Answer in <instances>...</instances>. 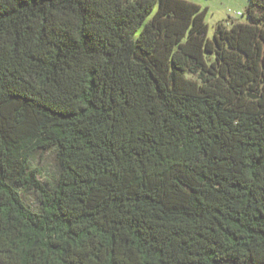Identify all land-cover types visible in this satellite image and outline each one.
I'll return each mask as SVG.
<instances>
[{"label":"trees","instance_id":"16d2710c","mask_svg":"<svg viewBox=\"0 0 264 264\" xmlns=\"http://www.w3.org/2000/svg\"><path fill=\"white\" fill-rule=\"evenodd\" d=\"M204 13L0 0V264H264V0Z\"/></svg>","mask_w":264,"mask_h":264},{"label":"rangeland","instance_id":"374dc122","mask_svg":"<svg viewBox=\"0 0 264 264\" xmlns=\"http://www.w3.org/2000/svg\"><path fill=\"white\" fill-rule=\"evenodd\" d=\"M200 6L204 13V20L208 26L207 36L212 37L216 22H223L229 25L232 20L247 21L246 8L249 5V0H189ZM241 12L242 14H237ZM36 163V162H35ZM39 167L42 168L43 173L40 177L44 180L53 169L51 160L45 159L37 162ZM23 199L34 205L37 200V196L33 190L22 189L21 191Z\"/></svg>","mask_w":264,"mask_h":264},{"label":"built area","instance_id":"2783aa9c","mask_svg":"<svg viewBox=\"0 0 264 264\" xmlns=\"http://www.w3.org/2000/svg\"><path fill=\"white\" fill-rule=\"evenodd\" d=\"M240 12H237V14H239Z\"/></svg>","mask_w":264,"mask_h":264}]
</instances>
